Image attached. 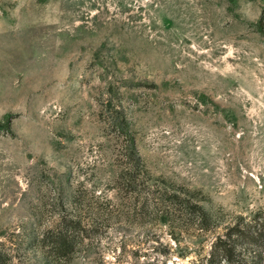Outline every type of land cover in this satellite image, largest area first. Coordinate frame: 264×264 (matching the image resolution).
<instances>
[{"label":"rangeland","instance_id":"obj_1","mask_svg":"<svg viewBox=\"0 0 264 264\" xmlns=\"http://www.w3.org/2000/svg\"><path fill=\"white\" fill-rule=\"evenodd\" d=\"M168 183L223 222L264 208V0H0V264H202L211 233L142 206ZM74 215L65 256L47 237Z\"/></svg>","mask_w":264,"mask_h":264},{"label":"trees","instance_id":"obj_2","mask_svg":"<svg viewBox=\"0 0 264 264\" xmlns=\"http://www.w3.org/2000/svg\"><path fill=\"white\" fill-rule=\"evenodd\" d=\"M117 113L111 117V124L115 133L124 138L122 155L127 158L118 174L119 188L128 196L140 200L143 188L148 184L144 176L146 165L135 148L125 112ZM168 184V187L150 189L149 194L154 195L150 200L145 195L142 206H147L151 213L168 222L174 230L190 229L204 240L211 233V248L202 264H264V208L251 214H232L223 222L220 215L204 208L201 199L185 190V187ZM76 197L74 202L77 203ZM74 216H63L55 227L50 228L47 237L52 248L65 256L73 252L76 237L83 231L82 219ZM247 247L252 249L250 263L239 258Z\"/></svg>","mask_w":264,"mask_h":264}]
</instances>
